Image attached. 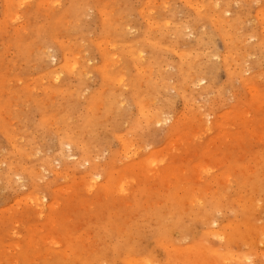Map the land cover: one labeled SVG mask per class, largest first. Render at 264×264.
<instances>
[{
	"label": "rangeland",
	"instance_id": "1",
	"mask_svg": "<svg viewBox=\"0 0 264 264\" xmlns=\"http://www.w3.org/2000/svg\"><path fill=\"white\" fill-rule=\"evenodd\" d=\"M11 2L0 264H264V0Z\"/></svg>",
	"mask_w": 264,
	"mask_h": 264
},
{
	"label": "bare ground",
	"instance_id": "2",
	"mask_svg": "<svg viewBox=\"0 0 264 264\" xmlns=\"http://www.w3.org/2000/svg\"><path fill=\"white\" fill-rule=\"evenodd\" d=\"M11 1H12V0H10V2H11ZM25 1H26V0H25ZM11 3H13V2H11ZM20 4H21V3H20ZM203 6L205 7V5H203ZM203 6H202V7H203ZM196 7H197V6H196ZM202 7H201V8H202ZM198 8H199V7H198ZM198 8H197V9H198ZM260 11H261V10H260ZM263 12H264V11H263ZM13 14H14V13H13ZM14 16H15V15H14ZM108 16H109V15H108ZM220 16H221V15H220ZM215 19H216V18H215ZM217 20H218V19H217ZM222 20H223V18H222ZM224 20H225V19H224ZM224 20H223V21H224ZM220 22H221V21H220ZM221 23H222V22H221ZM109 24H112V23L109 22ZM151 24H152V23H151ZM225 27H226V26H225ZM134 34H135V33H134ZM78 55H79V54H78ZM134 55H135V54H134ZM74 62H75V61H74ZM76 62H77V61H76ZM76 62H75V63H76ZM66 64H67V63H66ZM67 65H68V64H67ZM69 66H70V65H69ZM72 66H73V65H72ZM75 67H76V66H75ZM75 67H74V68H75ZM71 68H72V67H71ZM78 69H79V67H78ZM109 70H110V69H109ZM245 72H246V71H245ZM79 73H80V72H79ZM57 74H58V73H57ZM58 75H59V74H58ZM57 77H59V76H57ZM123 78H124V77H123ZM194 79H195V78H194ZM55 80H56V79H55ZM119 81H120V80H119ZM250 86H251V85H250ZM252 89H253V88H252ZM254 89H255V88H254ZM254 93H255V92H254ZM114 103H115V102H114ZM140 106H141V105H140ZM140 110H141V109H140ZM163 115H164V114H163ZM152 116H153V115H152ZM155 116H156V115H155ZM153 119H154V118H153ZM147 141H148V140H147ZM170 144H171V143H170ZM156 149H157V148H156ZM149 167H150V166H149ZM36 173H37V172H36ZM93 181H94V180H93ZM90 184H91V183H90ZM92 186H93V185H92ZM90 187H91V186H90ZM92 188H93V187H92ZM121 188H122V187H121ZM231 190H232V189H231ZM43 197H44V196H43ZM41 200H42V199H41ZM40 203H41V202H40ZM42 203H43V202H42ZM38 206H39V205H38ZM199 251H200V250H199ZM201 251H202V250H201ZM202 253H203V252H202ZM197 254H198V253H197ZM193 256H194V255H193ZM194 257H196V256H194ZM205 257H206V255H205ZM195 259H196V258H195ZM135 264H136V263H135Z\"/></svg>",
	"mask_w": 264,
	"mask_h": 264
}]
</instances>
